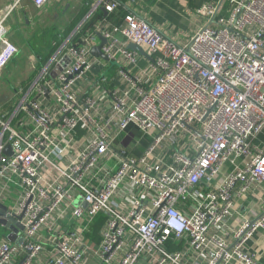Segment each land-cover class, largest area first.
Wrapping results in <instances>:
<instances>
[{"label": "built area", "instance_id": "2783aa9c", "mask_svg": "<svg viewBox=\"0 0 264 264\" xmlns=\"http://www.w3.org/2000/svg\"><path fill=\"white\" fill-rule=\"evenodd\" d=\"M85 5L0 110V264H264V219L229 224L264 183V0L205 3L185 40L140 0ZM18 53L2 18L0 68Z\"/></svg>", "mask_w": 264, "mask_h": 264}, {"label": "rangeland", "instance_id": "374dc122", "mask_svg": "<svg viewBox=\"0 0 264 264\" xmlns=\"http://www.w3.org/2000/svg\"><path fill=\"white\" fill-rule=\"evenodd\" d=\"M82 1L62 0L57 3L55 8L59 17L56 18L52 13H41L31 5L30 0H23L17 5L12 0L11 8L0 13L5 18L8 37L19 48V53L4 68H0V110L12 104L18 88L33 76L38 64L37 55L46 56L50 52L51 41L58 29L70 23L81 9Z\"/></svg>", "mask_w": 264, "mask_h": 264}, {"label": "crops", "instance_id": "0c3cea01", "mask_svg": "<svg viewBox=\"0 0 264 264\" xmlns=\"http://www.w3.org/2000/svg\"><path fill=\"white\" fill-rule=\"evenodd\" d=\"M86 1L88 0L82 1V6ZM140 1L142 2L143 7L134 6L133 9L140 10L141 12L143 11V13L152 21V23L166 35H169L177 40H185L188 37H190L199 28V26H201V24L205 19L204 14H199L200 8L205 3L208 2L215 3L218 0H140ZM122 2L128 3L129 0H122ZM11 4H12V0H0V13L7 12V10L11 8L10 7ZM56 4L57 1L53 0L43 8H37L34 4L31 3L32 6L36 7L43 14L45 13L54 14L53 18L59 17V13L55 8ZM12 8L15 7L12 6ZM6 14L7 13H5V15ZM2 18L3 17L0 16V19ZM65 29L66 27H64L63 29H58L57 32H60L61 30H65ZM55 38L51 41V49L50 52L48 53L49 55L52 53V49L54 48ZM46 56L48 55L46 54ZM46 56L37 55L36 59L38 60V64H40L41 60L43 58H46ZM38 64H37V68H38ZM32 79L27 80L25 84L29 83ZM15 100H16L15 98L12 99V104L15 102ZM12 104H10L8 108ZM75 148L77 149L78 147L75 146ZM254 194L255 195L249 196V199L244 204V206H239V204H237L239 214L235 215L233 218L229 220V224L231 226L236 228L241 223V220L245 217L250 218L253 222L264 219V210H262L261 208V201H260L261 198L264 197V183L261 185V187H258L254 190ZM98 218L99 217H97L95 222L98 220ZM104 219L105 217H103L101 224L97 227L96 235L94 232L89 234L91 238L96 240L99 239V236L97 235L99 230L101 229ZM245 248L248 249L249 251H253L257 253L260 260L264 263V225L258 227L254 235L245 242Z\"/></svg>", "mask_w": 264, "mask_h": 264}, {"label": "trees", "instance_id": "16d2710c", "mask_svg": "<svg viewBox=\"0 0 264 264\" xmlns=\"http://www.w3.org/2000/svg\"><path fill=\"white\" fill-rule=\"evenodd\" d=\"M89 10V7L84 5L81 7V9L79 10V12L76 14V16L72 19L71 23H69L67 26H66V29L64 30V32L66 34H69L73 28L75 27V25L83 18V16L88 12ZM104 16V12L100 9L98 10V12L96 13V16ZM58 33V32H57ZM54 49V48H53ZM53 49H52V52H53ZM48 56H46V58H43L40 62V64H38V68L36 69V71L33 73V76L29 79H32L34 76H36V74L39 72L41 66L43 64H45L46 62V59L50 56L49 54H47ZM98 220L94 223V225L92 226V231L95 233L96 235V230H97V227L101 224L102 220H103V215H100L98 216Z\"/></svg>", "mask_w": 264, "mask_h": 264}, {"label": "water", "instance_id": "95a60500", "mask_svg": "<svg viewBox=\"0 0 264 264\" xmlns=\"http://www.w3.org/2000/svg\"><path fill=\"white\" fill-rule=\"evenodd\" d=\"M102 9L105 12L104 8H102ZM105 14H106V12H105ZM101 40H102V43L99 44V45L94 46L91 49V52L95 56L107 59V56L104 54V52L101 49L102 45L106 42V39L103 36H101ZM129 48H131L133 50H138V51L144 53L143 48L141 46L135 44V43H130L129 44ZM54 75H55V72H54ZM6 152L7 153H11V149L7 148ZM79 203H80V200L75 202L76 205H78ZM84 205L86 206V204H84ZM5 210H6L5 206L4 205H0V215H3L5 213ZM0 223L8 225V222L5 219H0ZM10 239L14 241L16 239V236L14 234L10 235Z\"/></svg>", "mask_w": 264, "mask_h": 264}]
</instances>
